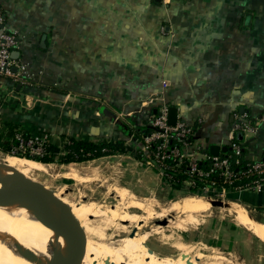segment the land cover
Segmentation results:
<instances>
[{
    "label": "crops",
    "instance_id": "obj_1",
    "mask_svg": "<svg viewBox=\"0 0 264 264\" xmlns=\"http://www.w3.org/2000/svg\"><path fill=\"white\" fill-rule=\"evenodd\" d=\"M0 16L19 52L18 80L0 74V117L55 157L70 137L112 143L124 152L97 160L151 174L156 191L177 188L147 165V136L134 129L176 108L177 122L196 129L187 157L212 158L210 147L228 148L236 125L248 122L246 159L263 160L264 0H0ZM229 196L264 223V188ZM219 231V247L264 250L234 220Z\"/></svg>",
    "mask_w": 264,
    "mask_h": 264
},
{
    "label": "bare ground",
    "instance_id": "obj_2",
    "mask_svg": "<svg viewBox=\"0 0 264 264\" xmlns=\"http://www.w3.org/2000/svg\"><path fill=\"white\" fill-rule=\"evenodd\" d=\"M41 175L55 177L56 179L70 178L77 180L76 182L80 181L82 177V174L74 165L62 167L61 170H54L47 164L0 153V188L8 184H16L48 202H51L50 197H56L59 201L66 204L79 220L84 228L88 245L84 247L80 258L75 264H138V255L127 256L126 249L128 252L133 250L131 246L127 248L129 240L141 242L149 237L150 232H146L143 235L140 231H137L139 228L147 226L141 221V216L134 215L135 217H132L129 223L128 221H123L124 215L120 213L122 209L120 211L116 209L111 212L109 211L110 206L107 207L105 204L102 207L96 205L99 204L97 202L96 204L92 201L81 203L82 201L71 200L65 195L64 191L52 192L49 185L39 182L38 177ZM116 193L123 203H128V207L142 211V214L147 218L150 217L151 220L157 216L159 220L165 218L168 221L166 218L170 216L168 215L170 212L195 218L194 215L206 213L210 208L204 200L193 197L171 202L169 205L162 207L142 199L130 201L122 193L120 194L118 191ZM8 194L13 201L0 202V264H57L58 259L68 246V237L63 234V223L58 218L48 219L32 213L30 206H28L30 200L22 194L19 188L10 189ZM156 202L158 201L156 200ZM157 209H159L160 214H158ZM227 214L237 224L244 226L255 236L264 240V224L256 225V222L249 219L242 208L228 210ZM181 218L185 222L187 220L191 221L190 218L187 220L186 218H184L185 220L183 217ZM180 219L169 224V226H172L175 230H183L185 224ZM121 221L127 222L125 223L126 225L115 228L116 231L114 233H124L126 236L116 241H109L112 237H108L107 232L113 229L116 223L120 224ZM133 230L136 231L131 239L128 235ZM94 232L97 236L96 239L88 238ZM137 247L136 250L138 249ZM188 250L189 252H187ZM188 250L186 252L190 253V248ZM183 252L185 253V251ZM214 258L217 264H225V257L216 256ZM154 263L155 260L152 259L151 264ZM181 263L183 262L179 261V264ZM68 264L73 263L70 262Z\"/></svg>",
    "mask_w": 264,
    "mask_h": 264
},
{
    "label": "rangeland",
    "instance_id": "obj_3",
    "mask_svg": "<svg viewBox=\"0 0 264 264\" xmlns=\"http://www.w3.org/2000/svg\"><path fill=\"white\" fill-rule=\"evenodd\" d=\"M32 141L30 142V144L36 142L38 144V149L31 150L29 154L36 157H41L45 144L43 142L35 140L34 138H32ZM14 152L20 154L27 153L26 149L24 148L20 150L15 149ZM0 153L8 155L2 150H0ZM62 158L63 157H56L55 163L47 165H49L54 170H61L62 167L74 165L75 168L78 169V171L82 174L80 181L76 182L77 180L70 178L56 179L55 177L44 175L39 176L38 181L41 183L43 182V184L45 183L49 185V188L52 192H56L59 190L62 192L64 191L65 195L68 196L71 200L74 199L76 201H82L81 203L92 201L96 204L97 202L99 204L96 205L102 207L105 204V206L107 207L110 206L109 211L111 212L115 211L116 209L118 211L122 209L120 213L124 215L123 221H128L130 223L132 217L141 216V221L144 224H147V226L139 228L137 231H140L143 235L146 232H150V234L148 235L149 237L143 239L141 242L129 240L127 248L131 246L133 250L131 252H128L126 249L127 256L138 255V264H151L152 259L155 260L154 264H179V261L183 262L181 264H217L214 258L216 256L225 257V264H264V250L262 251V248L260 247L257 251L255 247L251 249V247L249 246L247 249H244V254H241V252H238V254H236L234 251L226 249L224 246H217V243L225 241L224 237L226 236L225 233H220V224L226 220H233V218L227 214L228 210H237L239 208H242V210L248 215V218L251 219L248 212L243 206L232 201V198L229 196V191L232 189L227 190V188L209 187L205 190H202L201 195H195L194 193H191L190 190H187L186 187H183L186 185H176L177 188H173L175 186L162 188V191H164L163 193L160 192L161 190L156 191V188L153 184H151L152 187L149 186L151 182L158 184V181L154 179L155 177H153L151 174L150 177L143 176V174L132 175L130 169H127L124 165H119V162L117 161H112L109 163L108 161L101 159L83 163L61 164L60 160ZM187 186L190 185L187 184ZM169 188H173L172 190L174 191V193L172 192L170 196L167 192L168 190H171ZM117 191L120 194L122 193V195L127 197L130 201H132L133 199H142L144 201L146 200L149 203L155 204L156 206L162 207L169 205L171 202H177L187 197H193L204 200L205 202H207V205L210 208L206 213L194 215L197 220L194 217H185V215H179L176 212H170L168 213V215L170 216H167L166 218L168 219V226L162 227L158 225L157 222L164 221L165 218L159 220V217L155 216L154 219L151 220L150 217H145L142 214V211L128 207V203H123L119 195H117ZM208 199L220 200L225 203H230V207L227 209L214 208L211 206L209 201H207ZM156 200L158 202H156ZM157 210L158 214H160L159 209ZM180 217H183V219L186 218V220L190 218L191 221L187 220L186 223L182 220V218L180 219ZM254 217H256V219H261L257 216ZM178 218L185 224L183 230H175L172 228V226H169V224L179 220ZM123 221H121L120 224L116 223L114 225V228L107 232L108 237H112V239L109 241H116L126 236V234L124 233H114L116 231L115 228H120L125 223H127ZM253 221L256 222L255 220ZM255 224L259 225L264 223L256 222ZM135 231L136 230H133V232L131 231V233L128 235L129 238L132 239L133 233ZM92 234H90L91 236H89L88 238H91L93 240L96 239L97 236L95 232ZM256 237L261 239L258 236ZM86 241L88 242V240ZM260 241L264 242L263 239H261ZM87 242L85 243V246L88 245ZM248 243L249 242L246 241L244 242V244ZM258 244L260 245V242H258ZM261 244L264 245V243ZM136 246H138L137 250ZM187 247L190 248V253H187L189 252ZM183 251H185V253ZM247 253L249 255H247ZM250 254H253V257L249 260Z\"/></svg>",
    "mask_w": 264,
    "mask_h": 264
},
{
    "label": "trees",
    "instance_id": "obj_4",
    "mask_svg": "<svg viewBox=\"0 0 264 264\" xmlns=\"http://www.w3.org/2000/svg\"><path fill=\"white\" fill-rule=\"evenodd\" d=\"M134 129L137 136H149L158 131L150 125H146L144 127H135ZM195 134L196 129L194 128L187 139L190 144L196 140ZM31 141L32 136L28 131L22 129L18 124L3 120L2 117H0V150L14 157L16 156L18 158H26L43 164H53L56 162L55 154L48 144L44 145L41 157H36L29 154L31 150L38 149V144L36 142L30 144ZM181 144L182 140L180 138L171 140L169 148H181ZM234 145L240 146V155H236L235 151L233 150ZM247 146L248 143L245 140L244 132L241 130H236L233 140L227 148V152L220 156L222 159L228 160L230 171L234 176L232 186H228V183H225L224 179L220 177L218 173L213 174L210 181L213 180L216 182L218 187L225 186L234 188L235 190H244L253 186L260 177L257 174H248V171L253 166L254 162L246 159V154L248 152ZM155 147L156 143H153L152 148ZM22 148L26 149V154L14 152L15 149L20 150ZM64 149L66 151V155H64L60 160L61 164L89 162L106 156L115 155L117 152H124V150L117 149V147L112 143H94L84 140H77L73 137L68 139ZM212 162V158H207L206 160L202 159L197 161L196 164L198 169L207 171L210 169ZM261 162H264V156ZM166 163L169 169L165 170V178L169 185H182L183 182L190 180L191 167L187 160L180 161L177 158L170 157L168 160H166ZM262 178H264V174ZM202 187V184L198 183V180L195 179V186L190 187V191L195 195H201Z\"/></svg>",
    "mask_w": 264,
    "mask_h": 264
},
{
    "label": "built area",
    "instance_id": "obj_5",
    "mask_svg": "<svg viewBox=\"0 0 264 264\" xmlns=\"http://www.w3.org/2000/svg\"><path fill=\"white\" fill-rule=\"evenodd\" d=\"M17 45L18 42L16 37L5 32L4 28H2V19L0 16V74H12L16 80H18V75L13 74L15 60H13L12 54L15 51ZM167 119V110L162 111L157 115L152 114L150 124L158 131L147 136L146 138V154H143V159L145 162H147V165L160 168L161 171L165 172V170L169 169L166 160H168L170 157L177 158L180 161L187 160L191 167L190 180H188L190 187L195 186V179H197L198 183H201L203 186L202 190H205L209 187L227 188V190L234 189L225 186L218 187L216 182L213 180L210 181L211 176L218 173V175L224 179L225 183H228V186H232L234 176L230 171L228 160L222 159L220 156L212 157L213 162L209 170L204 171L198 169L196 161L190 157H187V151L192 146V143L190 144L187 141L188 136L192 133V127L186 125L183 122H177L175 127H170L167 123ZM236 130L247 132L250 130V125L248 122H244L242 125L237 124ZM179 138L182 140L181 148L174 147L170 149L169 144L171 140ZM153 143H156L155 148H152ZM233 150L235 151L236 155H240V146L234 145ZM248 174H257L260 177L259 180L249 188H258L260 190L264 188V178H262L264 174V162H254L253 166L249 169Z\"/></svg>",
    "mask_w": 264,
    "mask_h": 264
},
{
    "label": "water",
    "instance_id": "obj_6",
    "mask_svg": "<svg viewBox=\"0 0 264 264\" xmlns=\"http://www.w3.org/2000/svg\"><path fill=\"white\" fill-rule=\"evenodd\" d=\"M19 57V52L14 51L12 54L13 60H17ZM14 72H17V69H13ZM20 89V87H19ZM178 120V112L176 108H170L168 111L167 123L170 127H175ZM227 148H221L219 146L210 147V155L212 157H218L220 153H226ZM12 188H19L24 196H26L30 202V211L36 215L44 216L45 218H58L59 221L63 223V232L68 237V246L65 248L64 253L58 259L57 264H75L80 258L86 243V234L82 228L79 220L72 213L70 208L59 201L56 197H50L51 202L43 199L42 197L33 194L24 187H21L16 184H8L0 188V202H12L9 193V190ZM51 194V192H50ZM209 203L214 208H224L227 209L230 207V203H225L220 200L208 199ZM160 226H167L168 221H159L157 222Z\"/></svg>",
    "mask_w": 264,
    "mask_h": 264
}]
</instances>
